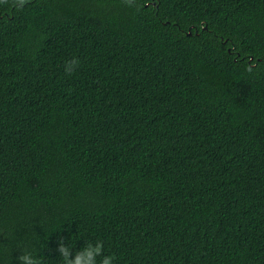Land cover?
I'll return each instance as SVG.
<instances>
[{
  "label": "trees",
  "instance_id": "trees-1",
  "mask_svg": "<svg viewBox=\"0 0 264 264\" xmlns=\"http://www.w3.org/2000/svg\"><path fill=\"white\" fill-rule=\"evenodd\" d=\"M61 238L264 264V0L0 7V264Z\"/></svg>",
  "mask_w": 264,
  "mask_h": 264
},
{
  "label": "clouds",
  "instance_id": "clouds-1",
  "mask_svg": "<svg viewBox=\"0 0 264 264\" xmlns=\"http://www.w3.org/2000/svg\"><path fill=\"white\" fill-rule=\"evenodd\" d=\"M29 0H0V7H7L16 11L22 10ZM80 61L73 58L65 62V72L71 74L79 66ZM56 251L59 253L61 264H114V256L104 255V243L101 240L87 241L82 249L74 251L64 239L58 240ZM18 257L19 264H45L42 258L37 257L31 251L23 250ZM99 258V260H98Z\"/></svg>",
  "mask_w": 264,
  "mask_h": 264
}]
</instances>
